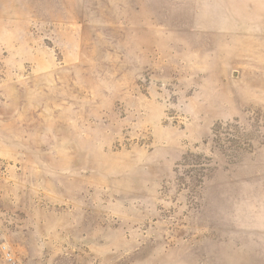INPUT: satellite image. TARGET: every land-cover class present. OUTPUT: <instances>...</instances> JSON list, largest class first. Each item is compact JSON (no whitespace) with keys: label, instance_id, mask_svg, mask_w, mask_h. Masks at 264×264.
<instances>
[{"label":"rangeland","instance_id":"rangeland-1","mask_svg":"<svg viewBox=\"0 0 264 264\" xmlns=\"http://www.w3.org/2000/svg\"><path fill=\"white\" fill-rule=\"evenodd\" d=\"M0 264H264V0H0Z\"/></svg>","mask_w":264,"mask_h":264},{"label":"crops","instance_id":"crops-1","mask_svg":"<svg viewBox=\"0 0 264 264\" xmlns=\"http://www.w3.org/2000/svg\"><path fill=\"white\" fill-rule=\"evenodd\" d=\"M2 159H4V155H3V152H0V164L2 162Z\"/></svg>","mask_w":264,"mask_h":264}]
</instances>
